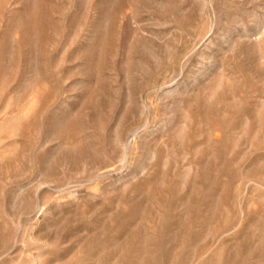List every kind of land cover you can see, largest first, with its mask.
<instances>
[{
	"label": "rangeland",
	"instance_id": "rangeland-1",
	"mask_svg": "<svg viewBox=\"0 0 264 264\" xmlns=\"http://www.w3.org/2000/svg\"><path fill=\"white\" fill-rule=\"evenodd\" d=\"M0 264H264V0H0Z\"/></svg>",
	"mask_w": 264,
	"mask_h": 264
}]
</instances>
